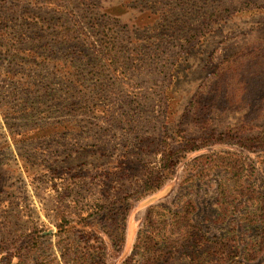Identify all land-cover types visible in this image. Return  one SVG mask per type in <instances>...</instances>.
Segmentation results:
<instances>
[{"label": "rangeland", "instance_id": "obj_1", "mask_svg": "<svg viewBox=\"0 0 264 264\" xmlns=\"http://www.w3.org/2000/svg\"><path fill=\"white\" fill-rule=\"evenodd\" d=\"M0 264H264V0H0Z\"/></svg>", "mask_w": 264, "mask_h": 264}, {"label": "trees", "instance_id": "obj_2", "mask_svg": "<svg viewBox=\"0 0 264 264\" xmlns=\"http://www.w3.org/2000/svg\"><path fill=\"white\" fill-rule=\"evenodd\" d=\"M49 1H47L48 3ZM98 29V28H97ZM97 35H101V38H107V33L105 31H97ZM23 51L25 52H30V48H24ZM165 158V154L162 156V160H164ZM170 159H171V155L168 154V158L165 159L164 161V165H168V162H170ZM219 167V166H217ZM156 176H154L152 179H150L149 181L146 180L143 185L141 186V195H147V194H150L151 192H154L162 183L161 182H156V181H159L161 175H162V172L161 170L157 171V173L155 174ZM251 193V192H250ZM216 194H217V197H218V200H220V202H222V200H228V198H235L241 194H245L244 191H243V187H242V184H240L239 180L237 182V184H235V187L234 189L230 188V186L228 185H224V184H220L219 186H217L216 188ZM123 210L126 212L128 210V206H125L123 208ZM190 213L191 212H185L181 215H178V216H175L173 219H174V225H179V226H188V227H191L192 229V226L190 224V220H192L190 218ZM150 214V212H149ZM257 217L259 216H246L244 219L246 220V222L250 225V224H254L256 221H257ZM141 233V230L139 231V234ZM184 233L186 234H191L190 231H184ZM186 238V235L185 234H181V232L179 233V236L177 237V239L174 240V242L176 241H182V239ZM170 239L166 238V241H169ZM254 251L253 250H247L246 251V255L248 257H252Z\"/></svg>", "mask_w": 264, "mask_h": 264}]
</instances>
